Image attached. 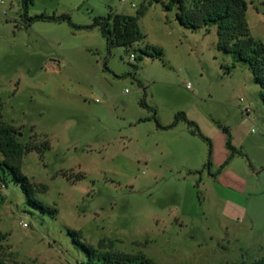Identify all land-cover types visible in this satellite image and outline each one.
I'll return each instance as SVG.
<instances>
[{
    "label": "rangeland",
    "instance_id": "374dc122",
    "mask_svg": "<svg viewBox=\"0 0 264 264\" xmlns=\"http://www.w3.org/2000/svg\"><path fill=\"white\" fill-rule=\"evenodd\" d=\"M245 1L249 32L264 45V0ZM142 5L144 37L134 47L160 49L158 57L108 51L100 29L88 27ZM41 13L69 21L28 23L21 0L0 5V117L20 128L22 143L48 140L43 153L23 156L21 170L38 190L46 186L34 195L56 213L26 205L14 184L1 189L0 256L81 264L73 229L100 253H143L157 264L264 258V101L247 65L226 72L233 61L217 47V26L186 28L175 9L149 0H34L26 16ZM178 113L185 119L164 128ZM247 120L262 162L252 175L226 144ZM234 201L245 214L231 220Z\"/></svg>",
    "mask_w": 264,
    "mask_h": 264
},
{
    "label": "trees",
    "instance_id": "16d2710c",
    "mask_svg": "<svg viewBox=\"0 0 264 264\" xmlns=\"http://www.w3.org/2000/svg\"><path fill=\"white\" fill-rule=\"evenodd\" d=\"M150 2L160 3L165 10L175 9L176 20L186 28L199 29L209 26H217V47L223 53L231 56L232 64L226 67V72L230 73L237 63L248 66L253 75V80L261 88V98L264 101V45L251 36L246 19L247 4L245 0H149ZM34 0H21L24 9L26 22L34 20H44L52 22L69 21L67 14L47 15L41 13L35 16H26L29 5ZM146 6L142 5L136 15H126L118 13H108L106 16L94 17L93 22L88 27H98L101 35L105 38L107 50L112 46H122L130 54H134V60L140 59L142 55L158 57L162 54L160 49L152 47V52L146 48L136 46L144 35L138 27V19L144 14ZM138 49L139 55L134 51ZM129 54V56H130ZM140 104L146 108L144 97ZM1 106V102H0ZM157 126L161 127L158 121ZM185 119L183 113H178L174 117L172 124L164 127H173L177 121ZM149 118H146L147 120ZM226 131L225 128H223ZM20 128L3 121L0 117V190L7 188L8 184H14L19 187L24 196V203L42 214H55L54 206L43 203L38 200L34 193L36 191H45L46 186L42 184L41 190L33 184L29 178L22 172L23 156L31 151L43 153L48 149L49 142L44 140L42 144L31 142L22 143L18 139ZM227 147L230 149V156L237 153L235 148L227 140ZM209 160L205 167H209ZM198 172V170L196 171ZM68 233L72 236V241L76 247L84 253L85 260L81 264H157L151 258L143 253L128 254L123 252H105L100 253L96 248L83 242L81 234L77 230L69 229ZM6 238L5 233L0 230V243ZM101 243V242H100ZM0 264H10L0 256ZM254 264H264V258L254 262Z\"/></svg>",
    "mask_w": 264,
    "mask_h": 264
},
{
    "label": "crops",
    "instance_id": "0c3cea01",
    "mask_svg": "<svg viewBox=\"0 0 264 264\" xmlns=\"http://www.w3.org/2000/svg\"><path fill=\"white\" fill-rule=\"evenodd\" d=\"M247 124H248L247 129L242 133L241 132L235 133L232 130H230L231 139H232L231 144L237 151V154H235L234 156L242 158L244 160L246 175H250V174L252 175L258 173L259 169L262 168V162H264V159L262 162L256 163L257 160L255 159V157H257V159L259 158V152L257 146L253 145L251 142L259 141V137L255 139L252 138V133L249 132V127H250L249 120H247ZM246 166L249 167L246 168ZM230 189L234 191L237 188L230 187ZM246 201L247 203H249L250 200L247 199ZM244 205L239 201L230 202V205H228V207L225 209L226 210L225 216L230 218L231 220H235L239 216H243L245 214ZM251 228H253L252 225Z\"/></svg>",
    "mask_w": 264,
    "mask_h": 264
},
{
    "label": "built area",
    "instance_id": "2783aa9c",
    "mask_svg": "<svg viewBox=\"0 0 264 264\" xmlns=\"http://www.w3.org/2000/svg\"><path fill=\"white\" fill-rule=\"evenodd\" d=\"M120 1H126V0H120ZM2 4H3V0H0V5H2ZM132 5H133V4H132ZM1 13L5 14L6 11H5V10H2ZM129 58H130L131 60H134L135 55H134V54H130ZM188 86H189V85H188ZM188 86H187V87H188ZM20 225H21L22 227H27V226H28V222H27L26 220H21V221H20Z\"/></svg>",
    "mask_w": 264,
    "mask_h": 264
}]
</instances>
